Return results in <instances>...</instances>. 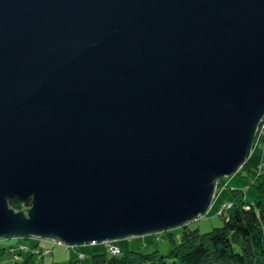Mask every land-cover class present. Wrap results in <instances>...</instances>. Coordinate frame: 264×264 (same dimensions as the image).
<instances>
[{"label": "water", "instance_id": "95a60500", "mask_svg": "<svg viewBox=\"0 0 264 264\" xmlns=\"http://www.w3.org/2000/svg\"><path fill=\"white\" fill-rule=\"evenodd\" d=\"M263 119L264 0H0V237L186 224Z\"/></svg>", "mask_w": 264, "mask_h": 264}, {"label": "trees", "instance_id": "16d2710c", "mask_svg": "<svg viewBox=\"0 0 264 264\" xmlns=\"http://www.w3.org/2000/svg\"><path fill=\"white\" fill-rule=\"evenodd\" d=\"M263 129L264 119L259 125L254 143V145L259 144L264 148V132L261 133ZM242 169L254 178L253 184L256 187L254 199L248 200L242 188L232 187L233 198L226 199V203L224 202L219 206L221 208L224 206L223 210L218 211V214L223 218L221 225L214 226L207 231H200L197 227H190L187 222L180 225L182 229L178 241L173 234V227L164 229L167 230L173 242L167 253L161 252L159 248L150 251L142 249L125 251L122 244L120 245L117 241L115 243L119 244L118 249H113L111 243L106 241L83 244L64 243L67 248L74 249V256L63 262H55V264H264V164L259 167L249 157L241 165L239 171ZM221 181V178L218 179L214 200L217 198ZM9 202L11 206L17 207L16 209H21L31 204V198L26 202H22L18 196H12L9 198ZM158 234L160 233L154 232V235ZM154 235L153 238L147 239L148 245L151 241L154 242ZM31 236L23 235L21 237ZM12 237L16 236L0 237V244H2L0 247L2 249L6 248L7 251L12 253V260L28 261L33 256L34 250L40 252L41 255L43 254L44 251L39 248H33V251L30 250L29 253L27 251L25 254L18 252L16 249L20 248L21 245L11 239ZM35 237L44 238L41 236ZM60 243L63 244V242ZM87 243L88 245L102 243L106 247L103 251L92 252L89 255L91 259L89 258L88 263L84 262L85 258L89 257L86 250H84V245ZM26 248L27 246H25ZM45 249L50 250V247Z\"/></svg>", "mask_w": 264, "mask_h": 264}, {"label": "rangeland", "instance_id": "374dc122", "mask_svg": "<svg viewBox=\"0 0 264 264\" xmlns=\"http://www.w3.org/2000/svg\"><path fill=\"white\" fill-rule=\"evenodd\" d=\"M263 132L264 129L261 133ZM250 157L252 158V161L258 164L259 167H261V165L264 164V148L261 147L259 144L257 145L255 144ZM221 179L222 181H221V185L219 186L220 189H218V195L216 200L213 201L212 205H210L207 212L200 215L197 219L188 221L190 227H197L200 231H207L214 226L221 225L223 223V218L221 215L218 214V211L219 210L221 211L224 206L222 208L219 206L223 204L226 199L233 198V194L231 191L232 187L242 188L248 200L251 201L254 199V196L256 194V187L253 184L254 178L252 175L246 174V170L243 169L240 171L238 170L233 174L223 176ZM181 229L182 226L180 225L173 227V234L177 241L179 240ZM154 232L160 234L154 235ZM154 232L133 235L131 237L119 238L113 241H106V242H109L111 243V245L117 247H119L118 246L119 244L120 245L122 244L125 251L129 249H142L144 251H150L159 248L161 252L167 253V251L170 249V247L173 244L172 240L170 239V236L168 235L167 230L154 231ZM153 235L155 236L154 237L155 240L154 242L151 241L150 245H148L147 239L149 240L150 238H153ZM131 238L132 239L135 238V239L132 240ZM11 239H14V241H16L17 244L21 245L20 248L22 249L20 250V248H17L16 250L18 252H22V254H25L27 251H28L27 253H29L30 250L33 251V248H39L44 252H42L43 254L41 255L40 252H35L34 250V254H32L33 256L31 255L32 257L28 261L20 262V261L12 260L11 258L12 253L7 251L6 248L2 249L0 247V264H55V262H63L68 260L70 257L74 256V252H73L74 249L67 248V246H64L65 245L64 242L63 244H61L60 242L54 239L36 238L34 235H32L31 237L16 236V237H12ZM116 241L119 244H116L115 243ZM0 246H2V244H0ZM25 246H27L26 249ZM84 246H85L84 250H86L88 256L92 252L103 251L106 249V247L102 243L97 245H90V244L88 245L87 243ZM46 247H50V250L45 249ZM2 250L4 251L2 252ZM17 251L15 252L17 253ZM89 258L90 256L86 257L84 262L88 263Z\"/></svg>", "mask_w": 264, "mask_h": 264}, {"label": "bare ground", "instance_id": "6f19581e", "mask_svg": "<svg viewBox=\"0 0 264 264\" xmlns=\"http://www.w3.org/2000/svg\"><path fill=\"white\" fill-rule=\"evenodd\" d=\"M249 159V158H248ZM223 209H224V207H223ZM222 209V210H223ZM202 214H204V213H200L199 215H202ZM188 225V224H187ZM151 232H154V231H148V232H145V233H151ZM133 236V235H132ZM127 237H131V236H127ZM122 238H125V237H122ZM119 239V238H118ZM114 240H116V239H114ZM106 241H113V240H106ZM104 242V241H103ZM111 247L113 248V249H118L119 247H117V246H114V245H111Z\"/></svg>", "mask_w": 264, "mask_h": 264}]
</instances>
